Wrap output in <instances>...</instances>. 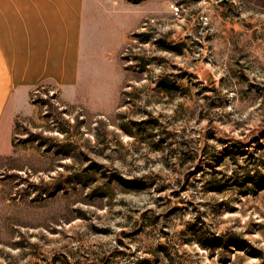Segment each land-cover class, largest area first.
<instances>
[{"label": "rangeland", "instance_id": "rangeland-1", "mask_svg": "<svg viewBox=\"0 0 264 264\" xmlns=\"http://www.w3.org/2000/svg\"><path fill=\"white\" fill-rule=\"evenodd\" d=\"M78 91L0 128V264H264V0H94Z\"/></svg>", "mask_w": 264, "mask_h": 264}, {"label": "crops", "instance_id": "crops-1", "mask_svg": "<svg viewBox=\"0 0 264 264\" xmlns=\"http://www.w3.org/2000/svg\"><path fill=\"white\" fill-rule=\"evenodd\" d=\"M94 0H0V128L48 85L74 95L88 57Z\"/></svg>", "mask_w": 264, "mask_h": 264}]
</instances>
